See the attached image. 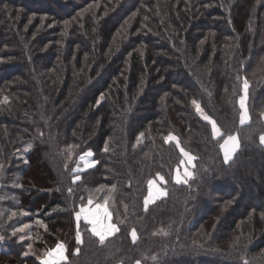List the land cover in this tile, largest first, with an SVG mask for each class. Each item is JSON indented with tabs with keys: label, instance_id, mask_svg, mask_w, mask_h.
Returning <instances> with one entry per match:
<instances>
[{
	"label": "trees",
	"instance_id": "16d2710c",
	"mask_svg": "<svg viewBox=\"0 0 264 264\" xmlns=\"http://www.w3.org/2000/svg\"><path fill=\"white\" fill-rule=\"evenodd\" d=\"M262 134L264 0H0V264H264Z\"/></svg>",
	"mask_w": 264,
	"mask_h": 264
},
{
	"label": "snow or ice",
	"instance_id": "6c2138e0",
	"mask_svg": "<svg viewBox=\"0 0 264 264\" xmlns=\"http://www.w3.org/2000/svg\"><path fill=\"white\" fill-rule=\"evenodd\" d=\"M244 87L245 89H247L248 85H247V81H245L244 83ZM193 104L196 106V110L197 112L202 114V117L204 120L208 121L209 123H211L212 125V132L214 136H220V129L216 126V122L214 120H212V118L210 116H208L207 114L203 113V109L200 107V105L196 102L193 101ZM241 108H244V98H241ZM247 119V112L245 110V112L242 113L241 115V123L243 124L245 122V120ZM169 140H176V137L174 136H169L168 137ZM262 142H264V137H261ZM238 140L235 136H228L226 139H224V143L221 144V148L224 150V156H225V160L227 161L230 158V155L235 152V150L238 148ZM181 151H183V149H181ZM92 153L89 152L85 155H82L80 157V159L82 161H84L86 164H88V161L85 159V156H91ZM184 155L187 157L188 163L190 164L193 160L194 157H192L189 153L184 152ZM94 161L92 162V164L88 165V166H93L94 165ZM192 173L187 171V169L184 170V176L185 177H191ZM76 179H79V177H76ZM161 180H163V177L160 178ZM176 182L177 183H187V179L182 178L179 170L177 171V175H176ZM150 185L152 184V182H149ZM164 193L161 192V195H163ZM153 199L152 197V193L150 191L149 193V197L146 198L145 200V206L147 207V204ZM93 201L91 198H89L88 200V205H92ZM101 206L97 205V210H93L91 207H85L82 206L80 208V210L78 212H76V219L77 221H79L81 219V217H83V219L85 221H87L88 224L91 225V232L93 235H95L96 237L99 238V241L101 243H103L108 237L112 236L115 234L116 231H118V228L115 224L110 222V216L109 213L107 211V208H104L103 211H100ZM25 227H28L27 225H25ZM21 231L23 229H20ZM133 239L135 240L136 238V233L135 230L132 231L131 233ZM77 241L82 242L81 241V237H80V232L79 230L77 231ZM29 248H31V245H29ZM78 251V249H77ZM67 256H66V248L64 246L63 243H57L56 248L49 250L46 253V259H43L41 261V264H63L64 261H66ZM137 264H139V262H137Z\"/></svg>",
	"mask_w": 264,
	"mask_h": 264
},
{
	"label": "rangeland",
	"instance_id": "374dc122",
	"mask_svg": "<svg viewBox=\"0 0 264 264\" xmlns=\"http://www.w3.org/2000/svg\"><path fill=\"white\" fill-rule=\"evenodd\" d=\"M243 98H244V108H241V115H242V113L243 112H245V110H246V106H245V103H246V97H245V95H243L242 96ZM241 97V98H242ZM240 107H241V100H240ZM247 112V111H246ZM200 115L202 116V114L200 113ZM241 118V117H240ZM247 119H248V115H247ZM247 119L245 120V122L247 121ZM229 136H235L236 138H237V136L234 134V135H229ZM228 137V136H227ZM227 137H225L224 139H226ZM261 137H264V134H262L261 135ZM261 137H260V141H261V143H263L264 144V142H262V140H261ZM224 139L222 140V142H221V144H223L224 143ZM221 150H222V154H223V158L225 159V156H224V150L221 148ZM234 153V152H233ZM233 153L230 155V158L232 157V155H233ZM229 158V159H230ZM85 159L88 161V164H86L84 161H82L81 159H80V161H81V163H82V168H84V167H87L89 164H90V161H89V156H85ZM184 160H183V168L185 167V165L186 166H188V167H191L192 165H191V163L189 164L188 163V160H187V157L184 155V158H183ZM184 170H185V168H184ZM187 171H189V169H187ZM183 173H184V171H183ZM149 182H152V184L150 185V183L148 184V187H149V192L147 193V197H149V193H150V191H151V193H152V197H153V199L152 200H155V199H157V198H159L160 196H161V192H163L164 190L162 189V187H161V185L159 184V182L158 181H156V179H153V180H150ZM146 200V199H145ZM152 202V201H151Z\"/></svg>",
	"mask_w": 264,
	"mask_h": 264
},
{
	"label": "crops",
	"instance_id": "0c3cea01",
	"mask_svg": "<svg viewBox=\"0 0 264 264\" xmlns=\"http://www.w3.org/2000/svg\"><path fill=\"white\" fill-rule=\"evenodd\" d=\"M148 192H149V189H148ZM147 196H148V195H147ZM147 196H146V198H148ZM146 198H145V199H146ZM151 201H153V200H151ZM151 201H150V202H151ZM150 202H149V203H150ZM97 205L101 206L100 209H99L100 211H103V209L106 208L105 205H102V204L86 205L85 207H91L93 210H97ZM107 211H108V209H107ZM108 213H109V211H108ZM109 216H110V213H109ZM81 218L83 219V217H81ZM83 220H84V219H83ZM84 221H85V220H84ZM86 222H87V221H86ZM110 222H111V221H110ZM89 228L91 229V225H90V224H89ZM58 243H61V242H58ZM56 245H57V243H56L53 247H51L49 250L55 249V248H56ZM49 250H48V251H49ZM48 251H47V252H48ZM47 252H46V253H47ZM46 253L44 254L43 257H41V259H40V264H41V261H42L43 259H46ZM66 256H67V254H66Z\"/></svg>",
	"mask_w": 264,
	"mask_h": 264
}]
</instances>
